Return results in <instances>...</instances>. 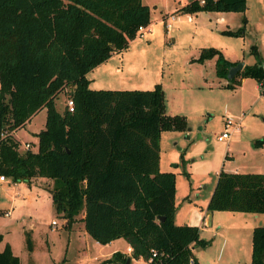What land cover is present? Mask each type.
<instances>
[{
	"label": "trees",
	"instance_id": "trees-1",
	"mask_svg": "<svg viewBox=\"0 0 264 264\" xmlns=\"http://www.w3.org/2000/svg\"><path fill=\"white\" fill-rule=\"evenodd\" d=\"M245 7L246 0H188L183 6ZM148 22L149 7L141 0H0V176L51 179L50 200L65 225L81 212L94 241L122 238L129 245V255L114 251L102 264H126L127 258L131 264L151 250L158 254L154 264H199L191 249L208 242L198 227L174 223V173L158 167L160 133L185 130V117L165 113L159 83L145 90L88 87L86 73L122 51ZM212 57L227 88L242 78L264 85V64L243 65L227 78L237 62L211 46L197 60ZM65 89L73 109L57 112L54 98ZM42 108L36 148L19 152L12 133ZM252 144L263 146L264 136ZM205 209L264 213V173L219 171ZM0 264H20L8 244ZM249 264H264V226L251 230Z\"/></svg>",
	"mask_w": 264,
	"mask_h": 264
},
{
	"label": "rangeland",
	"instance_id": "rangeland-1",
	"mask_svg": "<svg viewBox=\"0 0 264 264\" xmlns=\"http://www.w3.org/2000/svg\"><path fill=\"white\" fill-rule=\"evenodd\" d=\"M141 1L149 7L151 32L138 35L136 29L120 53L93 68L86 77L88 87L94 90H145L159 83L164 106L165 97L167 100L165 113L185 117V130L162 131L159 143L161 168L174 173L173 220L179 224L188 207L208 199L219 171L241 169L245 162L258 160L264 173V155L248 152L253 140L264 136V85L244 78L235 88H227L226 80L215 75V57L197 60L200 51L211 46L230 62L264 64V0H246L243 11H187L183 6L188 0ZM166 11L176 18L167 31L161 18ZM236 30L241 32H228ZM255 84L259 89L254 88ZM67 92L65 89L54 98L57 112L63 110ZM225 116L239 121V131L226 141H217ZM44 120L42 108L14 133L19 152L24 151L25 142L29 148H36L35 134L43 128ZM51 186L52 180L45 177L16 182L5 178L0 182V249L8 244L20 264H102L100 261L109 257L121 241H94L84 231L81 212L69 226L65 225V220L54 212ZM216 212L223 214L220 223L227 226L224 236L213 237L211 231L207 245L195 249L196 255L216 256L225 240L221 259L227 254L240 260L229 264H249L250 234L245 232L240 237L231 231L237 232L234 229L241 225V215L251 216L254 227L264 226V213ZM229 244L235 252H229ZM132 264L142 262L138 259Z\"/></svg>",
	"mask_w": 264,
	"mask_h": 264
},
{
	"label": "crops",
	"instance_id": "crops-1",
	"mask_svg": "<svg viewBox=\"0 0 264 264\" xmlns=\"http://www.w3.org/2000/svg\"><path fill=\"white\" fill-rule=\"evenodd\" d=\"M145 3V2H143ZM147 4V3H145ZM148 5V4H147ZM168 13V11L164 12L161 16L162 20H163V27L164 29L167 31L168 29L165 28V25H164V21H165V17H166V14ZM178 19V18H177ZM176 20V18H174L171 22V24ZM179 20L181 21V19L179 18ZM184 23V22H183ZM171 26V25H170ZM170 28V27H169ZM151 32V24L148 23L147 26H146V29L145 31L143 32V35H145L146 33H150ZM121 52V51H120ZM120 52H114L111 54V56L115 55V54H118ZM111 56L109 57V59L111 58ZM108 59V60H109ZM107 60V61H108ZM106 61V62H107ZM207 62V61H206ZM104 63V62H103ZM101 63V64H103ZM122 63V62H121ZM211 63H214L213 59H212V62ZM100 65V64H99ZM121 66H120V69H115V71H120L121 70ZM125 68V67H124ZM202 68L204 69L205 68V64L202 65ZM113 71V73L115 72ZM102 74V73H101ZM241 82L244 81V78L240 79ZM239 81V83H240ZM156 84V83H155ZM254 88L255 89H259V86L257 84L254 85ZM99 89H103V88H99ZM112 90H121V89H112ZM165 94V92H164ZM171 102V101H170ZM166 105H167V100H166V97H165V108H166ZM17 131V130H16ZM15 131V132H16ZM12 133L13 137H14V133ZM238 133V132H236ZM238 137V135L236 136ZM15 138V137H14ZM160 139H161V135H160V138H159V143H160ZM236 138H234L235 140ZM27 143V142H25ZM248 152L250 153V155L254 154V156H257V155H264V145L261 146V147H257V148H254L252 146V149L248 150ZM263 164L260 162V161H255V162H251L250 161H247L245 162L244 165H242V168L240 169L239 167L237 168H233V169H228L226 172H236V173H263V171H261L260 167L262 166ZM158 167H159V170L160 171H169V170H166L164 169V167L161 168V160H160V155H159V161H158ZM249 170H254V171H249ZM5 181V180H4ZM4 181H0V182H4ZM175 191H176V188H175ZM212 192V191H211ZM210 192V194H211ZM210 196V195H209ZM209 198V197H208ZM174 199H175V193H174ZM207 201L208 199H206L203 203H200V204H193L191 205L190 207H188L186 209V214L182 215V219H181V223H174L177 224V225H182V224H185V225H190V226H196L198 227L199 229V237L203 238L204 240H206L210 234V232H214L213 234V237L215 236H219V237H223L224 235L222 233H224V229H227L225 225H222V222L221 220V217L223 216V214H216L217 212L216 211H213V212H208L206 211L205 207H206V204H207ZM175 215V213H174ZM208 216L210 217V224L208 225L207 224V220H208ZM83 217V214L81 213V216H80V219H82ZM239 217V216H238ZM251 222V216H246V215H241L240 216V226L239 228H236L234 230H236L237 232H234V231H231L232 233H236V235H240V237H242V233L244 234L245 232L248 234H250V237H251V230L252 228L254 227L253 225L250 224ZM83 224V223H82ZM233 224V223H232ZM222 227V229H221ZM233 227V226H232ZM232 227H229V228H232ZM214 228V230H213ZM240 229L241 232H238ZM85 231V230H84ZM230 232V233H231ZM225 233L227 234V231H225ZM239 237V238H240ZM116 241H121V242H117L118 244V248L117 249H113L112 251H110L109 254H111L112 252L114 251H120L124 254H127L129 255L130 254V247L129 245L122 239V238H118V239H114V240H111L109 241L107 244H111L113 242H116ZM224 245H223V249H222V243H220L219 245V248H218V251H217V255L216 256H213L212 258L210 257H206V255H201V256H197L196 253H195V249L198 248V246H194L192 247V253H193V256L196 258V260L198 261L199 264H229V263H238L240 260L236 259L235 256L233 257H230L229 255L225 254L223 259L222 258V255H223V252L226 248V245H225V240H224ZM230 245V244H229ZM229 252H235V249L230 245L229 247ZM1 250V249H0ZM221 252V254H220ZM195 253V254H194ZM220 254V255H219ZM15 255V254H14ZM108 258V257H106ZM105 259V258H103ZM102 259V260H103ZM101 260V261H102ZM134 259H131V264H132V261ZM222 260V262H220ZM100 261V262H101ZM250 261V260H249Z\"/></svg>",
	"mask_w": 264,
	"mask_h": 264
},
{
	"label": "built area",
	"instance_id": "built-area-1",
	"mask_svg": "<svg viewBox=\"0 0 264 264\" xmlns=\"http://www.w3.org/2000/svg\"><path fill=\"white\" fill-rule=\"evenodd\" d=\"M197 1L199 3L203 2V0H197ZM174 18H175V16L172 12L166 14L165 21H164V25H165L166 29H168L170 27L171 22ZM146 26H147V24L139 25L137 27V34L142 35L146 29ZM65 105H66L68 111H72L73 103H72L71 99H66ZM238 131H239V121L234 120V118H232L230 116H225V118L223 119V129L219 134H217L216 140L217 141H226L229 139V137L232 133H236ZM23 146L25 149H28L29 143H24ZM4 180H5V177L0 176V181H4ZM55 224L56 223L54 221H52V226H55ZM157 256H158L157 252L151 250L149 256L146 259L139 258V260H141L142 264H154Z\"/></svg>",
	"mask_w": 264,
	"mask_h": 264
},
{
	"label": "water",
	"instance_id": "water-1",
	"mask_svg": "<svg viewBox=\"0 0 264 264\" xmlns=\"http://www.w3.org/2000/svg\"><path fill=\"white\" fill-rule=\"evenodd\" d=\"M243 67V63H236L233 67H230L227 72V78H230L236 73L238 70H240ZM210 217L208 216L207 224H210ZM129 263V259H126V264Z\"/></svg>",
	"mask_w": 264,
	"mask_h": 264
}]
</instances>
